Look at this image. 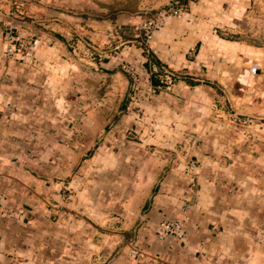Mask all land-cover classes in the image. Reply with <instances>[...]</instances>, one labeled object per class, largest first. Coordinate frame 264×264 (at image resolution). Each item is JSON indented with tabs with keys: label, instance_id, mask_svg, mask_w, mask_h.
I'll list each match as a JSON object with an SVG mask.
<instances>
[{
	"label": "rangeland",
	"instance_id": "374dc122",
	"mask_svg": "<svg viewBox=\"0 0 264 264\" xmlns=\"http://www.w3.org/2000/svg\"><path fill=\"white\" fill-rule=\"evenodd\" d=\"M255 1L258 2L252 4L248 32L247 30L244 33L243 30L237 33L222 32L218 34L219 38H227L228 41H240L244 38L251 45L263 46L264 0ZM68 2L67 0H0V27L3 31L0 44L5 48V51L0 53L2 59H14L24 63V68L44 71L49 65L54 66V58L58 57L70 63L76 75L70 93L76 106L74 113L76 117L68 120H62L64 116L61 112L51 113L53 107H48L47 112L38 113L37 118L40 117L38 120L37 118L30 120L26 114H23L27 117V121L25 119L21 121L17 117V111L9 109L12 108L11 102L15 100L17 106L19 100L11 97L9 99L12 101L6 102V97L0 96V173L6 172L7 168H14L16 172L20 170L14 175L17 176L16 178H2L0 175V183L5 184V189L0 190V202L20 200L24 195L31 194V198L26 202L31 201L38 207V214L42 219V222L38 223L36 220L34 226L28 225L24 229L19 228L18 225L12 226L18 228V232L23 235V232L30 236L33 234L32 241L28 242L29 252L16 257L22 264H86L84 258L71 255L77 252L78 245L73 242L75 235H79L80 238L94 237L93 248L95 250L94 246L97 245L98 249L102 250V263L114 257L119 249L123 248L125 241L138 233L143 223L147 204L152 197V192L147 190L150 184H154L153 188L156 190L155 186H158L166 173L185 163L180 161V155L185 157L200 149L210 153V146L202 145L201 141L195 142L196 138L202 134L208 135L212 124L235 127L241 132L246 131L243 134L252 138L257 134L262 135L259 130H261L260 126L264 125V115L230 112L226 102L219 115L211 102L203 101L197 92H192L196 87H202L224 94L226 90L232 88V81L224 80L218 83L210 79V73L217 70V65L222 69L220 74L225 76L228 69L233 71L237 68V71L242 69L249 72L251 66L256 64L255 57L250 59L249 64L240 63L242 51L235 49L233 53V49L230 48L228 51V47H222L220 43L216 45L213 39H210L202 49L203 58L200 63L203 64L200 67L202 76L197 77L200 81L194 82L183 72L169 74L165 87L169 86L176 94H180V90L183 89L189 95L183 97L179 105L166 107L155 114L146 113V107L140 106L142 103L145 106L150 104L152 97L158 95L156 91L159 89L154 88L155 93L150 99L139 98L140 93L132 89L130 78L122 65H115V71L121 74L123 81L127 80L128 89L125 94L116 95L112 92L111 86L120 85L118 79L111 78L105 86L102 84L99 86L97 74L102 70L100 64L107 63L112 58L122 57L124 46L127 45L135 44L143 50L146 43L143 31L133 32V36L134 33L137 36L136 42L126 44L123 38H112L104 46H97L87 37L88 34L84 33L83 29L88 30L89 27L85 23L89 19L99 21L104 19L102 16L88 17L89 14L97 16L95 10H101L104 4L98 1L90 3L86 0H75L73 9L68 7ZM175 3L180 2L117 1L122 12L136 14L138 22L136 26H140L146 18L167 11ZM56 10L59 14H54ZM170 19L178 21L172 17ZM14 27L17 29L13 30ZM163 27L164 25L160 29ZM20 28L24 30L23 35L18 32ZM37 34L43 38V43L39 46L34 40ZM112 34L122 35L119 30ZM186 37L189 38L188 42L193 40V35L189 33ZM134 39L132 38V41ZM19 41L24 44L20 52ZM198 49L199 47L195 46L191 54L195 55ZM25 57L29 58L26 60ZM189 57L191 58V55ZM8 63L10 61L7 60L5 67H8ZM259 65L257 64L260 69L259 74L263 76L264 68L261 70ZM257 75L249 78L251 89L263 91L264 81L253 79ZM5 81L6 78L3 77L0 84L5 85ZM87 81L91 84L92 92L83 90V85ZM21 100L27 102L29 96H23ZM252 102V108L260 105L256 96L253 97ZM254 103L256 105H253ZM179 111H184L181 117L182 119L185 117L186 120L173 121ZM151 115L155 118L147 120ZM176 124L184 125V128L177 130L174 127ZM197 125L199 127H195ZM48 128L51 129L47 132ZM65 129L70 132L67 138H65L67 135L63 134ZM178 131L181 134L179 137L185 138L181 144L174 145L161 141L155 143L148 140L150 136L157 138H163L165 134L178 136L179 133H172ZM27 134L30 137L27 140L28 144H25L24 136ZM36 137H45L48 139L46 142L58 137V143L52 146L40 145ZM30 141L36 143L32 144ZM187 162L189 167L191 163L197 166L195 157H188L186 164ZM26 175H34L35 177L31 178H36V182L41 184L40 190L44 188L45 191H39V185L35 184L34 192L30 190L29 194L22 191L24 194L20 198L16 196L17 192L7 191L20 190ZM138 188L141 192H138ZM36 194L45 205L39 207V196ZM31 206L27 205V209L32 210L34 206ZM28 216L31 219L32 213ZM50 236H55L52 237L54 241L49 240ZM50 246L54 249H50ZM27 247L25 243V248ZM56 247L60 250L55 249ZM95 254L97 253L93 254V261L97 259Z\"/></svg>",
	"mask_w": 264,
	"mask_h": 264
},
{
	"label": "crops",
	"instance_id": "0c3cea01",
	"mask_svg": "<svg viewBox=\"0 0 264 264\" xmlns=\"http://www.w3.org/2000/svg\"><path fill=\"white\" fill-rule=\"evenodd\" d=\"M67 1H69L68 7L74 9L75 0ZM86 1L90 3L98 1L104 4L101 10H95L98 13L97 16L88 13V17L102 16L104 19L101 21L89 19L85 23L89 27L88 30H86L87 28L83 29L95 45L104 46L112 38H123L126 44L137 41L135 33L133 36V32L136 31V23H138L135 13L122 12L117 4L118 0ZM172 1H180L185 5V13L182 18L177 19L178 21L167 19L164 27L156 32L148 43H145L143 50L135 44L124 46L122 57L109 59L107 63L102 62L100 64L101 73L97 74L99 77L97 81H100L99 86L100 84L105 86L111 78L118 79L120 85L111 86L112 92L116 95L117 93L125 94L128 89L127 80L123 81L121 74L115 71V65L128 63L132 69L148 80L151 87L159 89L156 91L158 95L152 98L150 104H146V106L143 103L139 104L142 108L146 107V113L155 114L166 107L171 108L172 105H179L183 97L189 96L186 90L182 89L180 94H176L169 86L165 87L166 81L170 77L169 74L174 72L186 73L194 82L200 81L197 77L201 78L202 76L200 73V67L203 65L200 64L203 58L202 49L210 39H213L212 41L216 45L220 43L222 47H228V51L229 48L233 49V53L235 49L242 51L240 63L247 62L249 64L250 59L255 57V63L261 65H259L261 70L264 68V43L263 46L258 47L251 45L244 38L240 41H228L227 38L221 39L222 37L219 38L218 35L222 32L237 33L241 30L243 33L246 30L248 32L250 10L252 4L258 1ZM54 14H59V12L56 10ZM118 30L122 35L114 36L112 33H116ZM18 32L21 35L24 34L22 29ZM187 33L193 35V40L188 42ZM2 34L3 31L0 27V36ZM262 36L264 37V34ZM35 38L38 46L42 45L43 38L38 34ZM132 38H135L134 41ZM195 46H198L199 49L194 55L191 52ZM3 51L5 48L0 44V53ZM28 58L25 57L26 60ZM7 60L10 63H8V67H5ZM12 60L7 58L4 60L0 57V80L3 77L6 78L5 85L0 84V96H5L6 102H11L12 100L9 99L11 97L19 100L17 106L14 100L11 102L13 103L12 108H9L11 111H17L18 119L27 121L26 116H28V119L35 120L38 113L47 112L48 107H53L51 113L61 112L64 116L62 120L76 117L74 116L76 106L70 96L76 75L70 63L55 57L54 66L49 65L44 71H38L24 68V63ZM220 70L222 69L217 65V70L210 73V79L216 80L218 83L224 80L232 81L230 90H226L224 94H218L211 89L196 87L192 92H197L203 101L211 102L219 115L222 113L221 109L225 102L229 105L230 112L264 115V90H259V92L251 89L249 78H252L250 77L252 75L248 70L237 71V68H234L233 71H230L231 69H228L225 76L220 74ZM253 79L264 81V75L259 74ZM83 90L92 92L90 82L87 81L83 85ZM27 95L29 100L22 101V97ZM254 96L260 101V105L252 108ZM112 107L114 108V106ZM183 112L179 111L173 121L186 120L185 117L183 119L181 117ZM153 118L155 117L151 115L147 120ZM160 127L164 128L162 125ZM174 127L180 130L184 128V125L176 124ZM260 127L259 131L262 135L257 134L252 138L243 134L246 131L241 132L235 127L213 126L212 124L208 135L202 134L195 140V142L201 141L202 145H209L210 153H206L205 149H200V151H195L185 157L180 155V161L185 163L166 173L158 186H155L156 190L153 188L154 184H150V188L147 190L152 192V197L147 204V211L138 233L129 237L123 248H120L114 257L103 263L264 264V125ZM50 129L48 128L46 131L48 132ZM172 133H179V135L165 134L163 138L150 136L148 140L174 145L183 143L185 138L179 137L181 136L180 131ZM63 134L67 135L65 138L70 136L67 129ZM24 137H26L25 144H28L27 140L30 136L27 134ZM43 138L36 137L37 140L39 139L40 145L52 146V144L58 143V137L51 142H46L48 139ZM188 157H195L197 162L195 168L191 169L188 162L186 164ZM7 169L3 174L0 173L2 178H16L17 176L14 175L20 171L16 172L14 168ZM25 177L26 180L22 182L20 190L9 189L7 191L9 193L17 192L16 196L19 198L22 197V194L29 193L30 190L34 192V184L39 185V191H45L44 188L40 190L41 184L36 182V178H31L35 177L34 175ZM137 184L140 185L139 179ZM0 186V190L5 189V184L0 183ZM138 192H141L140 188H138ZM36 196L39 195L36 194ZM30 198L31 194L24 195L21 198L25 199L23 201L20 199L0 202V264H22L16 257L29 252L28 242L32 241L33 234L30 236L23 232V235L18 232V228L12 226L18 225L19 228L24 229L28 225L34 226L36 220L38 223L42 222L38 214V207L31 201L26 202ZM38 198L39 207L45 205L43 200H40V196ZM27 205L34 207L32 210H28ZM30 213H32V217L30 216L31 219L33 218L32 220L28 216ZM175 224H180L184 230L181 239L175 232L172 233V230L165 229L166 225ZM52 237L55 236H50L49 240L54 241ZM74 237L73 242H76L78 246L77 252H73L72 256L84 258L86 264H103L102 250L98 249L97 245L94 246L95 250L93 248L94 237L80 238L79 235ZM44 239L48 241V239L42 238V240ZM25 243L28 246L27 249ZM30 248L33 249L32 246ZM55 249L60 250L57 247ZM94 253H97L95 254L97 259L93 261Z\"/></svg>",
	"mask_w": 264,
	"mask_h": 264
},
{
	"label": "built area",
	"instance_id": "2783aa9c",
	"mask_svg": "<svg viewBox=\"0 0 264 264\" xmlns=\"http://www.w3.org/2000/svg\"><path fill=\"white\" fill-rule=\"evenodd\" d=\"M185 13V5L180 4V3H175L173 6L168 8L167 11H163L161 13L155 14L154 16L150 18H146L142 21L140 26H135L136 31H143L144 38L146 40V43H148L154 34L161 28V26L164 25V22L167 17H172L174 19H180L184 16ZM13 30H16L17 28L14 27L12 28ZM23 43L22 41H19L18 44V51L20 52L21 49L23 48ZM123 70L128 74L130 81H131V86L132 89L135 91L137 90L140 94L138 95L139 98H145V99H150L152 95L155 93V89L151 87V85L148 83V80L143 79V76L137 73L134 69L130 67L128 64H122ZM250 75L255 76L260 73V69L257 66V64H254L251 66ZM153 98V97H152ZM195 167L194 163L190 164V168L193 169ZM167 230H175V232L180 230L179 224L177 225H167L166 226ZM183 233L180 231L178 233V236L181 238Z\"/></svg>",
	"mask_w": 264,
	"mask_h": 264
},
{
	"label": "bare ground",
	"instance_id": "6f19581e",
	"mask_svg": "<svg viewBox=\"0 0 264 264\" xmlns=\"http://www.w3.org/2000/svg\"><path fill=\"white\" fill-rule=\"evenodd\" d=\"M9 32H10V31H9ZM12 34H13V33H12ZM9 36H10V35H9ZM9 36H8V37H9ZM23 47H24V46H23ZM8 53H9V52H8ZM175 225H177V224H175ZM166 226H167V225H166ZM166 226H165V229H166ZM170 226H171V225H170ZM179 226H180V230H179V231H177V232H175V230H173V232H172V233H174V232H175V233H176V235H178V233L181 231V232L183 233V235H184V230L182 229V227H181V225H180V224H179ZM166 230H167V229H166ZM183 235H182V237H183ZM182 237H181V238H182ZM179 238H180V237H179ZM181 238H180V239H181ZM133 252H134V251H133Z\"/></svg>",
	"mask_w": 264,
	"mask_h": 264
},
{
	"label": "trees",
	"instance_id": "16d2710c",
	"mask_svg": "<svg viewBox=\"0 0 264 264\" xmlns=\"http://www.w3.org/2000/svg\"><path fill=\"white\" fill-rule=\"evenodd\" d=\"M180 2V1H179ZM180 3H183V2H180ZM154 82V81H153ZM153 82H152V84H153Z\"/></svg>",
	"mask_w": 264,
	"mask_h": 264
}]
</instances>
